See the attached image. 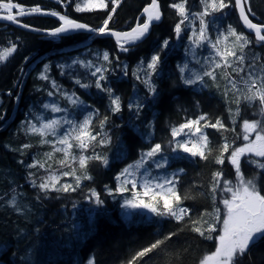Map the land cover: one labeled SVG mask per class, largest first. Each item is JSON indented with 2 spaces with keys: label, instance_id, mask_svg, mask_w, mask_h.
Listing matches in <instances>:
<instances>
[{
  "label": "snow or ice",
  "instance_id": "1",
  "mask_svg": "<svg viewBox=\"0 0 264 264\" xmlns=\"http://www.w3.org/2000/svg\"><path fill=\"white\" fill-rule=\"evenodd\" d=\"M56 3L65 9L74 4V11L78 13L107 11L108 15L100 27L94 28L70 18L66 12L62 14L55 10L45 11L39 5L26 8L14 0H0V20L31 31H46L48 36L54 38L79 31H86L94 36H110L115 38L119 50L127 53L132 46L146 38L154 23H159L163 16L159 0H151L150 4L143 8L142 22L140 17H137L135 26L130 30L116 31L109 27V23L122 0H56ZM109 4L112 5L110 9ZM168 7L174 9L180 18L173 29L177 38H181L185 28L190 30L189 48L186 52L191 61L201 69L190 68L188 61L178 65L181 83L186 87L198 86V91L214 87L226 105L231 127L226 126L220 117L211 120L207 113H201L195 118L185 117L182 123L169 126L170 138L167 146L172 153L177 154L172 159L179 158L180 153H186L193 159L208 161L211 158L216 165H224L227 161L232 166L234 179L226 178L223 169L215 170L209 181L208 190L204 193L211 198L213 210L211 212L205 210L199 216L192 217L190 210L182 206V201L191 197L187 193L181 194L176 187L179 183V174L183 173L184 169H179L170 178L164 177L162 181L158 177L149 179L151 169L165 168L169 163V157L164 155L165 147L162 143L151 142L154 135L153 124H148L147 132H141L130 121L133 133L139 135L149 146L147 149H141L139 158L128 164L115 177L119 182L115 191L105 187L108 195L113 197L117 193L132 192L131 198H125L122 202V208L146 209L158 217H170L178 222L188 216L190 231L206 240H216L215 251L206 254L199 264H240L241 258L253 247L264 243V56L255 50L245 51L253 44V40L243 31H238L232 24L223 26L217 24L216 20L209 21L206 18L215 13H220L223 17L226 15L224 10L231 7L238 9L239 19L243 22L244 28L254 33L255 44L261 48H264V23H255L249 18L250 15L255 16L249 0H234V5L232 0H199V10L189 7V0H174ZM33 14L57 17L61 23L53 29L41 30L18 19ZM196 21L199 22L198 27L195 26ZM210 24H217V34L214 37L210 34ZM168 45L169 41L165 40L161 48H167ZM17 47L12 41L8 42V46H0V64H6L17 52ZM205 47L210 49V52L202 62L196 49ZM93 55L96 61L106 63L98 64L93 60L76 57L70 62L57 64L56 67L60 70L61 76L67 75L79 88L88 90L95 87L105 93L109 101V112L112 115L120 114L124 109L123 101L109 85L106 75L111 71L107 66L111 64L110 54L108 51L102 53L97 51ZM116 59L119 61V57ZM161 64V55L157 52L149 60H141L132 73L136 80L145 86V99L153 105L164 102L153 80L154 76L162 72ZM77 66L84 69L83 76L78 72ZM122 70L128 75L127 65H123ZM50 72L51 65L45 64L37 79L45 81L49 86L48 97H59L67 104L62 106L59 101L53 99L50 103H43L41 107L46 112L62 115L60 118L55 116L46 118L35 114L36 123L29 120L24 128L26 134L39 137L37 146L47 145L50 148L41 157H32V162L25 165L28 169L36 168L44 172L37 179H32L37 176L36 172L28 173L31 186L44 194L43 197L38 195V200L48 199V194L52 192L69 193L80 189L83 181L92 179L88 169L90 162L99 161L103 166H108L107 155L97 152L96 149L107 147L112 141L106 128L109 115L101 116L99 109L87 104L76 91L69 92L64 89L63 85L52 78ZM90 77L95 79L92 80ZM208 80L212 83L209 84ZM144 107V100L138 95L127 104L128 111L137 119ZM73 109L80 110L82 119L76 118ZM249 109L254 119L242 115ZM238 122L239 132L236 131ZM207 128L222 133V142L215 147L212 146L208 133L204 131ZM229 131L235 133L236 139L242 140L243 143L237 146L235 141L230 142L227 136H223V133ZM33 146L26 143L16 151L24 155V150ZM89 150L91 153L86 155ZM214 152L217 154L213 155ZM57 153L61 155L57 156ZM20 163L23 164L24 161ZM245 164L252 166L251 175L245 173L243 168ZM65 168L68 171H62ZM138 174L143 177V183L140 185L144 189L143 193L136 191ZM69 176L72 177L73 183H61L62 177ZM127 185H131V188ZM145 197L148 199L145 200ZM218 197L219 203L223 205V214L221 208L215 206ZM85 198L97 207H103L105 203L95 189H89ZM9 203L18 214H22V207L16 203L15 196ZM213 233L217 235L213 237ZM174 235L175 233H170L164 240H156L138 251L128 264H136L137 260L160 248ZM88 264H95L94 258H90Z\"/></svg>",
  "mask_w": 264,
  "mask_h": 264
},
{
  "label": "trees",
  "instance_id": "2",
  "mask_svg": "<svg viewBox=\"0 0 264 264\" xmlns=\"http://www.w3.org/2000/svg\"><path fill=\"white\" fill-rule=\"evenodd\" d=\"M159 1L162 6L163 20L153 27V31L148 39L132 46L131 50L127 53L121 52L116 45V42L111 38H94V36L88 34H77L56 39L54 37L41 36L20 28L0 24V45L5 43L8 44L6 39L12 38L18 40L19 48L21 45L27 46L24 51H21L20 48L18 52L0 68V98H3L2 105L0 106V117H3L0 119V165H3L6 162V164L9 165V161L12 162L10 166L15 171V175L20 179V183L14 187L13 191H17L21 188V190L26 192L28 202L32 203L35 207L38 206V211H43L41 213H44L45 217L39 219V222L37 221L40 230L49 233L51 237L54 236L55 232H53L51 227H49L51 231L46 230L45 228L47 223L46 219L53 223L54 229L57 231H65L67 222H69L71 228H73L77 221L80 224L91 225L87 235L82 239L79 246L81 253L79 256L81 257L76 264H85V261L90 258H94L95 264H128V261L131 260L138 251L148 247L156 240H164V238L170 233H175V235L172 236L170 240H166L160 248L149 253L143 259L137 260L136 264H199V261L206 254H211L215 251V239L206 240L197 233L190 231L191 225L187 223L189 219L188 216H185L184 220L179 222L168 217L164 219L161 226L155 221L148 219L144 221L135 220L133 222H126L122 219L119 214L121 200L116 202V195L115 197L108 195L105 186L115 191L118 187V181L115 177L120 173L123 165L129 160L123 159L117 163L113 162L111 168L103 166L99 161L90 162L88 169L92 176L91 180L83 181L80 189H77L75 192L49 193L48 199L42 198L38 200L37 196L39 195L43 197L44 194L41 193L39 189L31 186L28 174H26L25 177L22 176L25 172L29 173L31 171L37 173V176L32 177V179H37L38 176L44 174L43 170H38L36 168L28 169L25 166L32 162V157L37 156V148L41 146H37L39 137L26 134L24 128L27 126V121L31 120L33 123L36 122L35 114H39V111L42 109L41 106L45 101L48 102L51 100L47 95V91L50 90L49 86L45 81L37 79L38 74L43 70L45 64L51 65L50 75L53 79L63 85L64 88L68 87L73 89L87 101L93 104L96 103L95 105L99 108L102 106L100 108L101 116H103L104 112L108 111V113H110L109 110H106L108 109L107 105H109L107 102V95L100 92L95 87L88 90L81 89L78 85H75L67 75L61 76L59 74L60 70L56 67L58 60L61 61V64L70 62L76 57H86V55L95 58L93 53L97 51L101 53L103 51H108L110 54L111 64H107V66L111 71L106 74L108 76V83L113 87L115 93L120 95V92L122 93L123 91V95L126 94L127 97L126 95L122 97L124 104L123 113L117 115H112L110 113L113 117L109 119L106 128L111 130L110 132L108 129V133L112 137V143L110 146L97 148V152H109L111 156V148L114 147V141L116 142L121 139V151L126 155L129 154V158L133 157L134 153L137 151V155L134 158H139L140 151L136 150L137 147L140 146V149H147L149 146V144L147 142L145 143L139 135L133 133L129 126L130 124L128 125L127 123L128 121H131L136 126L138 122L142 120L143 114L145 116L148 114L146 111L149 100L145 99V86L136 80L132 73L140 61L149 60L155 49L158 48V46H161L165 40L169 41L170 48H172L178 40H180V43H178V50L173 52L167 53L166 51H159L162 59V72L159 75L154 76L153 80L157 85L158 91L162 94L164 102L155 105L157 113L154 119V139L152 140V143H162L165 147L164 152L171 153L167 146L168 140H166L167 138H170L169 126L172 124L178 125L184 121L185 117L195 118L201 113H207L209 118L213 121L217 117H220L226 126L231 127V121L229 119V113L226 110V105L216 89L205 90L203 91L205 93L201 95L195 91V87H186L181 83L179 79L180 72L178 65L183 64L186 57L184 50L181 51L179 49L183 48L181 46L185 43L190 30L185 28L184 32L181 33V38L178 39L173 29L180 18L176 15L174 9L168 7V5L174 2V0ZM14 2L19 3L26 8L39 5L45 11L55 10L62 14L66 12L70 18L88 24L94 28L100 27L103 20L108 15L107 11L78 13L74 11V4L69 5L67 9H65L57 4L56 0H14ZM150 2L151 0H122V3L117 7L112 20L109 23V27L116 31L130 30L135 26L137 17L141 15L143 8L150 4ZM232 4L234 5V0H232ZM249 5L255 13V16H249L253 22L264 23V0H249ZM111 7L112 5L109 4V9ZM189 7H192L193 10H199V0H189ZM230 9L232 12L231 15H229ZM230 9L224 10L226 16L222 17L220 13H215L213 16L207 17L206 19L209 21L216 20V22H223L224 24H226V21L224 20H227L228 24L233 23L238 28V31H243L245 33L235 8L232 7ZM13 11L15 12L16 10L14 9ZM20 21L41 30L53 29L58 27L61 23L55 17L35 14L20 18ZM198 24L199 22L196 21L197 26ZM216 25L217 24H210V34L213 37L217 34ZM246 35H248L255 44L253 35ZM254 44L245 51L248 52L255 50L264 56V48ZM116 57H119V61H117ZM24 60H26V62L22 63L21 61ZM101 62L102 61H97V63ZM123 65H127L128 75L124 74L122 70ZM22 69H25L23 74ZM121 76H123V78ZM133 84L138 90V96L143 99L145 103V107L140 113L138 119L127 109V104L130 99H132L133 91L136 90ZM118 86L120 89H118ZM172 88L178 90L177 94L170 91ZM37 89L41 90L38 91ZM217 93L220 97L216 95ZM106 98L107 100H105ZM103 100L106 102L104 103ZM232 107H235V105H232ZM242 115L248 119L255 118L251 115V109L242 113ZM119 116H123L127 122H123ZM115 125L117 127H115ZM204 131L208 133L213 147L222 142L221 132H218L213 128H207L204 129ZM236 131H240L239 122L236 125ZM223 136H227L230 142L235 141L237 146L243 143L242 140L236 139V134L231 131L223 133ZM49 139H51V137H49ZM10 141L14 144L16 143V147H14V144H11ZM17 142L19 143L17 144ZM24 143H30L34 146L31 149H25V154L21 155L16 149L21 148ZM10 144L12 147L8 146ZM44 147L50 149L47 145ZM3 148L5 150L4 153L6 152L9 155L15 154L19 156L20 160L24 161V163L21 164L9 160L7 158L8 155H5L6 157L3 155ZM90 153L91 150L88 154ZM216 154L217 153L215 152L213 153V155ZM60 155L61 154H59V156ZM179 163L183 164L186 170L185 175L179 178L177 190L181 194L187 193L191 197L190 199L183 200L182 206L190 210V215L192 217L199 216L205 210L211 212L214 207L212 200L209 196L204 195V193L208 190V184L211 180L212 173L217 169H223L226 178L234 179L232 166L228 164L227 161L224 165H216L211 158H209L208 161L200 160L199 158H195V160L183 158ZM243 168L247 175H251L253 171L252 166L245 164L243 165ZM62 171H68V169H62ZM2 179L3 178H0V181H2ZM64 181L62 183H66V178H64ZM71 182H74L73 179L69 180V183ZM11 186L13 185H10L9 187L11 188ZM89 189H95V191L100 194L101 199L105 201L103 207H97L94 203L89 202L88 199L82 198L86 197ZM67 202L73 206L68 205L69 203ZM215 206L222 208V204L219 203V197L217 198ZM75 212L77 213L76 217H74ZM15 217L18 218V216ZM17 225L22 228V236L23 231L27 236H33L37 231L36 228V231L33 229V232L32 229L27 227L29 225H25L24 223H19ZM217 227L219 228L220 226L217 225ZM14 232L15 228L10 231L7 229L2 231V229H0V250L3 249L0 259L7 264H18V262L23 263L25 261L18 255L21 247L20 244H18L19 242L16 243L17 239L15 238ZM36 234H38L36 236L41 238L44 237V232L42 231ZM212 235L215 237L217 233H213ZM29 243L30 240L24 241L26 246H29ZM75 262L76 259L72 264H75ZM86 264H88V262ZM240 264H264V243L253 247L249 253L241 258Z\"/></svg>",
  "mask_w": 264,
  "mask_h": 264
},
{
  "label": "rangeland",
  "instance_id": "3",
  "mask_svg": "<svg viewBox=\"0 0 264 264\" xmlns=\"http://www.w3.org/2000/svg\"><path fill=\"white\" fill-rule=\"evenodd\" d=\"M231 14H232V12H231V9H230L229 15H231ZM224 21H226V24H224L223 22L222 23L217 22V24H222L223 26H226L228 24V22H227V20H224ZM232 25L234 27H236V25H234L233 23H232ZM195 26L198 27L196 24H195ZM237 30H238V28H237ZM210 33H211V31H210ZM190 34L191 33L189 32V35ZM6 40L8 42L12 41V42L16 43L17 46H18L17 47V52H18V50L20 49L18 40H14L12 38H7ZM178 43H180V40H178L177 43H175L172 46L173 49L170 48V43H169L167 48H163L162 49L160 46H158V48H156L155 51L153 52V55L156 54L159 51H166L167 53H169V52H173V50L174 51L178 50ZM0 46H8V44L5 43V44H1ZM181 47H183V48L180 49V50L181 51L184 50L185 57H186L184 62H183V64L186 61H188L190 68H192L194 70H201L199 65H196L194 62L191 61L190 56L186 52V50L189 48V39H188V37H187L185 43ZM196 52H197L198 56L200 57L201 61L203 62V58L205 56L209 55L210 49L205 47L204 49H196ZM80 59L93 60L94 62L97 63L96 59L91 57V56H89V55H86V57L84 56L83 58H80ZM21 62L24 63L23 61H21ZM60 62L61 61L58 60L57 64H60ZM101 63H104V62L102 61ZM183 64H181V65H183ZM4 65L5 64H0V68L3 67ZM77 70L83 76L84 69H81V68H79V66H77ZM123 76H125V75H123ZM123 76H121V77H123ZM93 78L90 77V79H93ZM208 83L211 84L212 81L208 80ZM197 88H198V86L195 87V91L198 94H201V95H203L205 93V92H203L205 90H214L215 89L213 87V88H205L203 90H199L198 91ZM64 89H66L69 92L74 91L73 89H70L68 87H65ZM135 91H136L135 94L133 93L134 96L132 95V97H131L132 99L135 98V95L136 96L138 95L137 94L138 90L136 89ZM77 94L80 95L78 92H77ZM115 94L118 95V93H115ZM216 95L218 96V93ZM119 96L122 99V97L124 95H123V93H121ZM80 97L87 104L92 105L93 108L99 109V111H100V108L97 105L87 101L81 95H80ZM53 99L59 101V103L62 106L67 104L66 101L60 99L59 97L51 98L50 101H48V102L45 101L44 103H50V102H52ZM1 105H2V99H0V106ZM73 112L75 113L76 118L78 120L82 119V113L80 112L79 109H73ZM146 113H148V114L146 116L143 114L142 120L139 121L138 124L136 125V127H138L141 132H147L149 130L148 129V124L149 123H151L153 125L155 124L154 119H155V116H156V113H157L155 105H153V104H151L149 102V104L147 105ZM39 114L45 116L46 118H52L53 116H55V118H60V116L62 115V114H52L51 112H46L43 108L39 111ZM104 114H105V112L103 113V115ZM120 117L122 118L121 120L123 121L124 117L119 116V118ZM123 122H127L125 120V118H124ZM129 122L130 121L127 122L128 125H129ZM153 139H154V135L151 137V142H152ZM164 139H166V138H164ZM166 140H168V138ZM143 141L146 143L145 140H143ZM44 146L37 148L36 154H37L38 158L41 157L44 152L50 150V149H48L47 147H44ZM120 147H121V139L117 140L116 142L114 141V147L111 148V152H112L111 156H110L109 152H103L104 154L107 155V157L110 156L108 158V161H109L108 166H107L108 168L111 167L110 165L113 162L117 163V162H119L120 160H123V159L129 160L128 162H126L123 165V167L121 168V170H122L128 164H131L135 160L138 159V158H134L137 155V151L134 153L133 157L129 158V156H130L129 154L128 155H126V154L122 155L121 154L123 152L121 151ZM136 150L140 151L141 150L140 146L137 147ZM74 151H76V150H74ZM99 152H101V151H99ZM59 154L60 153H58V155L57 154L56 155L59 156ZM85 154L88 155V153H85ZM164 155H167L169 157L168 165L165 168H161V169H156V168L153 167L151 169V173L152 174H151V177H149V179H153V178H157L158 177L162 181V179L164 177H169L170 178L172 176V174L178 172L179 169H184L183 173L179 174V178H180V177H182L185 174V170H186V168L183 166V164L179 163L180 160L183 159V158L195 160L192 157L188 156L186 153H180L179 154V158H176V159H172L173 156L177 155L176 153H172V152L171 153H166V152H164ZM157 159H159V157H157ZM20 161L21 160L18 159L15 162L16 163H20ZM6 163H4L3 165L2 164L0 165V178H3L2 181H0V186H1L0 199L3 200V201H0V202H2L4 204V207H2V209L0 211V214H1V216L5 217V220L2 217L0 218V222H1L0 229H2V231L6 230V229L8 231H10V230H13L15 228V232L14 233H15V238L17 239L16 243L19 242L18 244H20L21 242H24L25 237H29V240H30L29 246H26L24 243H23V245H20V247H22V246L25 247L26 246L27 253H26V255L23 254V256H21V258L23 260H25V261L23 263H19L18 262V264H48L49 262H58V261H61V260L72 259V258L76 259L75 264L77 262H79V259L81 257V256H79V254H81L80 251H79V246H80V244L82 242V239L87 235L91 225L80 224L77 221L75 223V225L73 226V228H71L69 222H67V226L65 228V231L64 230L63 231H57V230L54 229V225H53L52 226V230H53V232H55V234L52 237L49 235V233L45 232L44 230H42V232H44V234H43L44 237L43 238H41L39 236H36V235H38L36 233H39L41 230H39L37 228V231H36V228H34L33 226L35 224V221L38 219V214H39L40 217L43 218L44 217V213H41L43 211H40V210L38 211V208H39L38 206L35 207L34 205H32V203L28 202L27 194H26L25 191L21 190V188H19L17 191H13L14 187H16V185L19 184L20 181H17L13 185L11 182L6 180L7 178L15 179V178L18 177L17 175H15V173H14L15 171L10 166L12 162L9 161V163H10L9 165H7ZM26 174H28V172H25V174H23L22 176L25 177ZM64 178H66V183L67 182L69 183V180L72 179V177H70V176L69 177H62L61 183L64 181ZM18 179H19V177H18ZM71 183H73V182H71ZM142 183H143V177L138 174L137 175V188H136V191L141 192V193H143V191H144V189L140 186ZM10 185H13V186H11V188H10L9 187ZM118 186H119V182H118ZM177 186H178V184L176 185V187ZM127 187L131 188V185H127ZM2 194H4V195L2 196ZM13 196L16 197V203L22 207V214H18L15 211V209L10 206L9 202L12 200ZM131 196H132V192L131 191L125 192L123 194L117 193L115 199H117L116 202H118V200H121L120 202L122 204V202L124 201L125 198L130 199ZM147 199L148 198L145 197V200H147ZM121 204H120V207H119V210H120L119 214L122 217V219L124 221H126V222H133L135 220L144 221V220L148 219V220H151V221H155L157 224H159L161 226L163 224L164 219L168 218V217H158V216L154 215L153 213L149 212L146 209L122 208ZM161 204H162V201H161ZM222 207H223V205H222ZM15 216H18V218H21V219H18ZM76 216H77V213L75 212L74 213V217H76ZM7 217H11L9 222L7 221ZM19 223H24L25 225L26 224L29 225L27 227L32 229L33 232H34L33 229H35V231H36L35 234L33 236H27V235H25V232L23 231V236H22V228L18 227V225H17ZM46 230H50V229L46 228ZM2 252H3V249L0 250V256H1ZM29 257H31V258H29ZM88 261L89 260L87 259L85 261V264ZM13 263H14V261H13ZM0 264H7V263L0 259Z\"/></svg>",
  "mask_w": 264,
  "mask_h": 264
},
{
  "label": "bare ground",
  "instance_id": "4",
  "mask_svg": "<svg viewBox=\"0 0 264 264\" xmlns=\"http://www.w3.org/2000/svg\"><path fill=\"white\" fill-rule=\"evenodd\" d=\"M260 11V10H259ZM140 17V16H139ZM4 25H6V24H4ZM158 25V24H157ZM8 26H10V25H8ZM156 26V25H155ZM11 27H13V26H11ZM42 36V35H41ZM92 36H94V35H92ZM94 38H96V36H94ZM25 42V41H24ZM27 43V42H26ZM25 43V44H26ZM157 43H158V41H157ZM155 44V43H154ZM158 45V44H157ZM25 47H27V46H24V45H21L20 46V48H21V51L23 50H25ZM157 47V46H156ZM161 47V46H160ZM180 48V47H179ZM154 49V48H153ZM173 49V48H172ZM160 50V49H159ZM180 50V49H179ZM174 51V50H173ZM179 52V51H178ZM180 54V53H179ZM171 56V55H170ZM180 56V55H179ZM149 59V58H148ZM173 59V58H172ZM113 60V59H112ZM180 60V59H179ZM23 62H26V60H24ZM176 63V62H175ZM173 66V65H172ZM174 68V67H173ZM176 69V68H175ZM134 70V69H133ZM174 71V70H173ZM171 72V71H170ZM177 72V71H176ZM174 73V72H173ZM172 73V74H173ZM106 74H108V73H106ZM115 78V77H114ZM121 78V77H120ZM123 78V77H122ZM167 78V77H166ZM94 79V78H93ZM113 79V78H112ZM172 79V78H171ZM115 80H116V78H115ZM114 80V81H115ZM125 80V79H124ZM118 81V80H117ZM177 82V81H176ZM178 83H180V82H178ZM113 84V83H112ZM116 85V84H115ZM118 85V84H117ZM124 85V84H123ZM134 85V84H133ZM170 85V84H169ZM126 86H128V85H126ZM125 88V87H124ZM134 88H135V85H134ZM118 89H120V87L118 86ZM123 89V88H122ZM122 89H121V91H122ZM126 89V88H125ZM136 89V88H135ZM117 90V89H116ZM124 90V89H123ZM140 90V89H139ZM169 90V89H168ZM126 91H128V90H126ZM131 91V90H130ZM170 91H173L174 92V94H177V92H178V90H175L174 88H172V89H170ZM134 92V94H135V92L136 91H133ZM132 92V93H133ZM122 93H123V91H122ZM143 93V92H142ZM121 94V93H120ZM134 94H132L133 96H134ZM138 94V93H137ZM119 95V94H118ZM124 95H126V94H124ZM194 95V94H193ZM136 96V95H135ZM170 96H171V94H170ZM89 97V96H88ZM104 97V96H103ZM124 97V96H123ZM126 97H127V95H126ZM131 97V96H130ZM218 97H220V96H218ZM102 98V97H101ZM183 98V97H182ZM198 98V97H197ZM217 98V97H216ZM3 99V98H2ZM94 99V98H93ZM104 99V98H103ZM125 99V98H124ZM128 99V98H127ZM206 99H208V98H206ZM105 100H107V98L105 99ZM105 100H103L104 101V103L106 102ZM172 100V99H171ZM198 100V99H197ZM199 100H201V99H199ZM92 101H94V100H92ZM182 101V100H181ZM38 102H39V100H38ZM108 102V104H109V101H107ZM128 102V101H127ZM220 102V101H219ZM33 103V102H32ZM100 103V102H99ZM96 104V103H95ZM100 105V104H99ZM176 105V104H175ZM102 106H100V108H101ZM107 107H108V105H107ZM106 107V108H107ZM183 107V106H182ZM192 107H194V106H192ZM103 109H105V108H103ZM178 109H180V108H178ZM106 110H108V109H106ZM105 111V110H104ZM191 111V110H190ZM184 112V111H183ZM123 113V112H122ZM128 113V112H127ZM105 114H107V115H109V117L111 118V117H113L110 113H108V111L107 112H105ZM104 114V115H105ZM168 114V113H167ZM123 117V116H122ZM129 117V116H128ZM12 118V117H11ZM118 118V117H117ZM250 118V117H249ZM252 118V117H251ZM120 119H122L121 117H120ZM11 120V119H10ZM13 120V119H12ZM6 121H8V120H6ZM123 121H124V118H123ZM116 122H118V121H116ZM8 123V122H7ZM11 125V124H10ZM112 125H113V123H112ZM115 127H117L116 125H115ZM14 128V127H13ZM1 129V128H0ZM109 129V128H108ZM107 129V130H108ZM114 129V128H113ZM132 130V129H131ZM109 131L111 132V130L109 129ZM116 132V131H115ZM119 133V132H118ZM9 134V133H8ZM116 136V135H115ZM114 139V138H113ZM18 140V139H17ZM11 142V141H10ZM19 142H17V144H18ZM112 143V142H111ZM11 144H14V143H12L11 142ZM11 144L10 145H8V146H11ZM16 144V143H15ZM15 144H14V147H16L15 146ZM24 144H26V143H24ZM24 144H22V146L24 145ZM114 144V143H113ZM21 145V144H20ZM108 146H110V145H108ZM12 147V146H11ZM18 148V147H17ZM7 149V148H6ZM12 150V149H11ZM2 151H3V155L5 156V155H8V159L9 160H12V161H16V160H18V159H20V157L19 156H17V155H15V154H11V155H9V154H7L6 152L4 153V148L2 149ZM9 152V151H8ZM6 157V156H5ZM112 165V164H111ZM110 165V166H111ZM109 168H111V167H109ZM106 170V169H105ZM107 170H109V169H107ZM101 171V170H100ZM95 172H97V171H95ZM118 172V171H117ZM97 174V173H96ZM98 174H99V172H98ZM185 175V174H184ZM17 177V176H16ZM100 177V176H99ZM99 179V178H98ZM7 181H9V182H11L13 185L17 182V181H20V180H18V177L17 178H15V179H10V178H7L6 179ZM102 181V180H101ZM4 194H2V196H3ZM58 196H60V195H58ZM62 196V195H61ZM81 196V195H80ZM66 198V197H65ZM82 198H85V197H82ZM0 201H3V200H1L0 199ZM54 201V200H53ZM63 201V200H62ZM57 202V201H56ZM66 202V201H65ZM45 203V202H44ZM55 203V202H54ZM67 203H69V202H67ZM66 205V204H65ZM68 205H72V204H68ZM76 205V204H75ZM47 206V205H46ZM73 206V205H72ZM82 206V205H81ZM2 207H4V204L2 203V202H0V211H1V209H2ZM61 207V206H60ZM79 207V206H78ZM50 208V207H49ZM54 209V208H53ZM62 209V208H61ZM47 211V210H46ZM48 215V214H47ZM3 218L4 220H5V217L4 216H1V214H0V218ZM44 217H45V215H44ZM10 218L11 217H7V221L9 222L10 221ZM47 218V217H46ZM39 219H43L42 217H40L39 216V214H38V219L35 221V224H34V228H38L39 230H40V226H38L39 224L37 223V221L39 220ZM41 221V220H40ZM44 221V220H43ZM39 222V221H38ZM47 222V223H46ZM46 225H45V228H47V225H48V228L47 229H49V227H51L52 228V226H53V223L50 221V220H47L46 219ZM43 225V224H42ZM42 231V230H41ZM26 240H29V237H27L24 241H26ZM23 243L24 242H21L20 243V245H23ZM83 248V247H82ZM19 253H18V255L21 257V256H23V254L24 255H26V253H27V248H26V246L25 247H21L20 249H19ZM79 251H80V249H79ZM17 255V256H18ZM16 256V257H17ZM75 261V258H72V259H65V260H61V261H58V262H49L48 264H61V263H68V264H72L73 262ZM18 262V261H17Z\"/></svg>",
  "mask_w": 264,
  "mask_h": 264
},
{
  "label": "water",
  "instance_id": "5",
  "mask_svg": "<svg viewBox=\"0 0 264 264\" xmlns=\"http://www.w3.org/2000/svg\"><path fill=\"white\" fill-rule=\"evenodd\" d=\"M160 2V1H159ZM160 5H161V3H160ZM161 10H162V6H161ZM246 10V9H245ZM236 11H237V14H238V17H239V10L238 9H236ZM246 12H247V10H246ZM162 13H163V11H162ZM27 16V15H26ZM46 16H48V15H46ZM22 17H25V16H22ZM19 18H21V17H18V19ZM55 18H57V17H55ZM250 18V17H249ZM58 19V18H57ZM142 19H144V17L143 16H141L140 15V20H142ZM251 19V18H250ZM163 20V16H162V19H161V21ZM240 20V19H239ZM160 21V22H161ZM22 22V21H21ZM159 22V23H160ZM241 22V25H242V27H243V29L245 30V32H247V33H249V34H251V35H254V33H251V32H249L246 28H244V26H243V22L242 21H240ZM82 23V22H81ZM159 23H154V25L151 27V29H150V32H149V34L146 36V38H144L141 42H143L144 40H146V39H148L149 38V36L151 35V33H152V30H153V27L155 26V25H157V24H159ZM0 24H6V25H10V26H13V27H16V28H20V29H22V30H25V31H28V32H31V33H34V34H37V35H42V36H47V37H51V36H48L47 34H46V31H31L30 29H28V28H22V27H19L17 24H12L11 22H8V21H2V20H0ZM88 25V24H87ZM90 26V25H89ZM92 27V26H91ZM77 34H88V35H93V34H91V33H89V32H86V31H79V32H73V33H70V34H68L67 36H64V37H68V36H72V35H77ZM96 37H100V38H111V39H113L114 41H115V38H113V37H110V36H96ZM58 38H63V37H58ZM141 42H138L137 44H139V43H141ZM136 44V45H137Z\"/></svg>",
  "mask_w": 264,
  "mask_h": 264
},
{
  "label": "flooded vegetation",
  "instance_id": "6",
  "mask_svg": "<svg viewBox=\"0 0 264 264\" xmlns=\"http://www.w3.org/2000/svg\"><path fill=\"white\" fill-rule=\"evenodd\" d=\"M143 21V19L141 20V22ZM153 31V30H152ZM25 72V69H22V74Z\"/></svg>",
  "mask_w": 264,
  "mask_h": 264
}]
</instances>
